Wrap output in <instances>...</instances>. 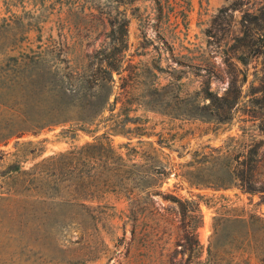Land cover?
I'll return each mask as SVG.
<instances>
[{"label": "rangeland", "instance_id": "374dc122", "mask_svg": "<svg viewBox=\"0 0 264 264\" xmlns=\"http://www.w3.org/2000/svg\"><path fill=\"white\" fill-rule=\"evenodd\" d=\"M120 39L128 48L113 73L117 103L90 124L13 136L0 146V170H30L103 133L115 145L150 140L170 172L157 189L181 203L155 194L133 217L125 197L108 194L87 201L97 206L92 218L64 190L16 172L0 177V264H264V196L209 184L226 161L219 154L250 144L264 181V0H0V45H52L27 71L71 72L76 81L93 51ZM19 56L0 47L9 86L24 69ZM140 121L151 136L129 132Z\"/></svg>", "mask_w": 264, "mask_h": 264}, {"label": "trees", "instance_id": "16d2710c", "mask_svg": "<svg viewBox=\"0 0 264 264\" xmlns=\"http://www.w3.org/2000/svg\"><path fill=\"white\" fill-rule=\"evenodd\" d=\"M126 25L122 27L123 36L127 34ZM51 46L42 43L34 49L19 43L0 45L2 50L19 51L21 56L16 58L17 65L24 68L19 71L16 85H7L5 80L1 81L4 75L0 76V146L13 136L37 132L46 127L73 121L93 123L106 109H111L117 103L116 96L113 102L110 100L113 95V73L120 70L128 48L126 39L105 42L93 51L90 54L89 72L86 66L76 81L72 79L71 72L61 75L45 67H40L36 72L25 70L44 61L42 57L53 51ZM202 97L210 98L211 105L215 104L211 91L206 90ZM222 99L226 100L228 108L232 107L233 100L226 96ZM130 111L131 108H124L127 116ZM139 118L133 119L138 121ZM122 124L125 125V122ZM129 132L138 137L153 134L141 121ZM159 144L162 146L161 140ZM256 145L243 148L233 146L219 154L218 157H225L226 161L214 171L213 181L209 184L216 187L238 185L245 192L264 196V181L260 182L259 179L263 173L260 171L262 159ZM215 150L221 152V149ZM158 152L159 149L150 140L139 139V145H132L131 141L115 145L109 134L103 133L79 149L45 158L30 170H23L19 163H11L0 170V177L6 178L16 172L26 175L32 184L64 190L62 198L70 203L81 201L85 213L92 218L97 206L87 201L103 200L108 194L125 197L129 202L130 216L136 217L138 212L145 211L151 203L156 202L155 194L181 203L179 197L157 189L170 174L166 171V165L159 161ZM218 230L219 226L215 225V232Z\"/></svg>", "mask_w": 264, "mask_h": 264}]
</instances>
